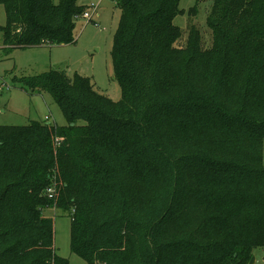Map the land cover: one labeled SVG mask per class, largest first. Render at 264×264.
<instances>
[{
  "label": "trees",
  "instance_id": "16d2710c",
  "mask_svg": "<svg viewBox=\"0 0 264 264\" xmlns=\"http://www.w3.org/2000/svg\"><path fill=\"white\" fill-rule=\"evenodd\" d=\"M114 1L119 101L79 73L19 80L66 125L0 126V264H70L50 209L71 214L87 264H249L264 248V0H212L210 48L194 27L177 45L181 0ZM0 4L9 51L77 43L88 9Z\"/></svg>",
  "mask_w": 264,
  "mask_h": 264
},
{
  "label": "rangeland",
  "instance_id": "374dc122",
  "mask_svg": "<svg viewBox=\"0 0 264 264\" xmlns=\"http://www.w3.org/2000/svg\"><path fill=\"white\" fill-rule=\"evenodd\" d=\"M60 4L62 0H53ZM181 0L184 15L175 19V24L183 30V38L177 43L184 46L190 28H196L202 36L203 48H210L213 34L208 28L207 17L212 0ZM88 6L86 12H93V20L87 23L82 17L76 21L77 43L13 49L5 46L0 33V126H25L32 121L48 120L57 126H65L66 119L61 109L47 93L31 92L19 80L23 77L40 75L51 69L66 71L73 77L75 73L92 79L96 88L114 101L122 98L121 88L114 78L111 51L113 38L119 25L121 10L114 0H79ZM6 23L4 6L0 4V27ZM46 117H48L46 119ZM264 163V142L262 145ZM47 216L55 219V246L57 254L70 264H87L71 251V214L61 210H47ZM254 264H264V248L254 250ZM250 264V262H249Z\"/></svg>",
  "mask_w": 264,
  "mask_h": 264
},
{
  "label": "built area",
  "instance_id": "2783aa9c",
  "mask_svg": "<svg viewBox=\"0 0 264 264\" xmlns=\"http://www.w3.org/2000/svg\"><path fill=\"white\" fill-rule=\"evenodd\" d=\"M95 10L93 11L94 13L96 12V9H97V7L95 6V8H94ZM93 12L90 14V12H85L84 13V15H83V17L84 18H86L85 20H89L90 18H92V16L94 15L93 14ZM48 117H46V119H47ZM49 119V118H48ZM46 121H48V120H46ZM53 192V190L50 188V189H48V193H52Z\"/></svg>",
  "mask_w": 264,
  "mask_h": 264
},
{
  "label": "water",
  "instance_id": "95a60500",
  "mask_svg": "<svg viewBox=\"0 0 264 264\" xmlns=\"http://www.w3.org/2000/svg\"><path fill=\"white\" fill-rule=\"evenodd\" d=\"M254 262H255V258L252 257V259H251V261H250V264H254Z\"/></svg>",
  "mask_w": 264,
  "mask_h": 264
}]
</instances>
